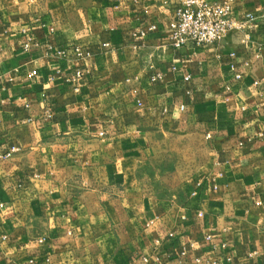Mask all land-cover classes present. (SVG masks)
I'll use <instances>...</instances> for the list:
<instances>
[{
    "label": "crops",
    "instance_id": "0c3cea01",
    "mask_svg": "<svg viewBox=\"0 0 264 264\" xmlns=\"http://www.w3.org/2000/svg\"><path fill=\"white\" fill-rule=\"evenodd\" d=\"M176 1L0 0V264H264V0L173 48Z\"/></svg>",
    "mask_w": 264,
    "mask_h": 264
},
{
    "label": "built area",
    "instance_id": "2783aa9c",
    "mask_svg": "<svg viewBox=\"0 0 264 264\" xmlns=\"http://www.w3.org/2000/svg\"><path fill=\"white\" fill-rule=\"evenodd\" d=\"M236 0H177L173 5V13L168 25V40L173 48H180L187 43L196 46H208L219 44L230 33L241 32L251 28L257 17L251 11H245L241 19L233 17V5ZM143 36L144 31H140ZM30 46V40L24 44L27 49ZM48 50H51L49 46ZM47 50V51H48ZM78 56L81 53L79 48L74 49ZM58 55H64L65 50H57ZM37 74L36 70L28 72L27 77L32 78ZM82 71L76 70V77L81 76ZM161 77L157 73L152 77L156 80ZM188 77V76H187ZM238 77V76H237ZM16 151L12 147L10 152L5 155L9 156L11 152ZM2 206V204H0ZM206 240L211 242V236L207 235ZM215 248L213 244L211 246ZM184 253V250L181 252ZM230 260L229 257L226 258ZM196 264H217L218 258H200L195 257Z\"/></svg>",
    "mask_w": 264,
    "mask_h": 264
}]
</instances>
